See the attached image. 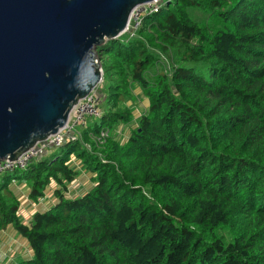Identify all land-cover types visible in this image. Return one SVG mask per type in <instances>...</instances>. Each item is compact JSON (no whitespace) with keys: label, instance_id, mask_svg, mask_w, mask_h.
<instances>
[{"label":"trees","instance_id":"1","mask_svg":"<svg viewBox=\"0 0 264 264\" xmlns=\"http://www.w3.org/2000/svg\"><path fill=\"white\" fill-rule=\"evenodd\" d=\"M137 34L98 48L112 83L83 141L0 176V232L33 251L17 264H264V0H161ZM101 130L107 162L83 144ZM73 154L96 182L77 197ZM14 181L57 200L24 222Z\"/></svg>","mask_w":264,"mask_h":264},{"label":"water","instance_id":"2","mask_svg":"<svg viewBox=\"0 0 264 264\" xmlns=\"http://www.w3.org/2000/svg\"><path fill=\"white\" fill-rule=\"evenodd\" d=\"M154 0H0V162L69 123L102 81L98 48Z\"/></svg>","mask_w":264,"mask_h":264},{"label":"rangeland","instance_id":"3","mask_svg":"<svg viewBox=\"0 0 264 264\" xmlns=\"http://www.w3.org/2000/svg\"><path fill=\"white\" fill-rule=\"evenodd\" d=\"M196 16L200 20V17H202L203 15L200 11H197ZM140 28H139V30H140ZM138 31L135 32L133 35L131 33L124 32L123 34H121V36L119 38L123 37L122 39H126V38L136 37L138 35L137 34ZM150 46L152 48L156 47L152 43H150ZM158 53L161 54L160 51ZM161 57H162L165 65H166V67L168 69H171L173 66V61L170 58L168 59L167 56H165L163 54ZM164 68H165V66H164ZM102 70H103V62H102ZM103 75H104V72H103ZM111 83H112L111 77L109 75H106L105 81L102 79V81L94 89V91H96L99 94V96H102V102H103L104 96H105L104 92L106 93L108 91V87ZM135 95L136 96H135L134 101H136L135 104L137 107L135 110V114L138 115L142 110H144L146 108V106L148 105V100L145 97L141 96L140 89H137V88L135 89ZM129 105H131V102H129ZM74 108H75V106H74ZM100 109H101V105H100ZM72 112H73V110H72ZM72 112H71V114H73ZM101 112H102V110H101ZM94 120H97V119L95 117L88 118L85 125L81 124L76 129V131H75V135H77L76 140L83 141V135H82L83 129L86 128V126H89ZM130 126H131L130 124L129 125L119 124L115 127L114 133H116L118 135L117 139L120 142L125 143L128 141L130 134H131V130H132L131 128L134 127V125L131 127ZM112 134H113V132H112ZM107 139L108 138L103 140L101 138V133H99L96 137L92 138L94 143H96V146H97L96 148L91 147L89 142H84L83 144L88 147L89 152L99 155L102 158L103 162H107V157H105V155H104L108 150V148L107 149L105 148V150H104V146H105ZM109 143H110V141H109ZM79 158L80 157H78L77 154H73L71 156V162H73V160H75L76 167L81 168L82 173H81L79 179L78 178L75 179L71 184L68 185V190L64 191L65 194L67 196H70V197H77L78 194L80 195V193H84L85 191H89L94 187V185H96L95 179L93 177L94 173L92 171H89L85 166H83V164H84L83 159H79ZM115 162H116L117 167L120 169V166H121L120 162H118V161H115ZM24 185L25 186H23L21 184L20 186H18L17 189L19 191L17 190V192H15V193L17 194V196L21 200L20 217L24 220V222H27V221L29 222V217L33 216L30 214V212L32 210L31 206H33V205L35 206V205H38L39 203H41L40 208H42V207H45V205L49 204L51 202V196H55L54 190H55V188H58V184H57V182L52 181L51 187L47 190V193H46L47 194V198H46L47 201L45 203H43L44 198H41L38 202H33L32 200H30L29 194H26L29 190V185H27L25 183H24ZM139 187H140V190H144V188H142L143 187L142 185ZM13 189H14V186H13ZM145 189H146V190H144L145 192L147 190L149 191V189L147 187H145ZM56 200H57V197L55 196L53 204L56 202ZM49 208H51V206ZM44 210H46V209H44ZM44 210H40V211H44ZM6 235H9V234H6ZM29 247H30L29 245L24 246L23 251L20 254L23 256L22 257L23 259H26L25 257H28V255H30L29 252H31V249ZM16 257H17V254H15L14 252L8 254V257L3 264H16L15 263L17 261ZM0 264H2V263L0 262Z\"/></svg>","mask_w":264,"mask_h":264},{"label":"built area","instance_id":"4","mask_svg":"<svg viewBox=\"0 0 264 264\" xmlns=\"http://www.w3.org/2000/svg\"><path fill=\"white\" fill-rule=\"evenodd\" d=\"M160 8V0H154L134 8L125 32L133 35L142 26L143 18L148 14L158 12ZM101 103L102 96H99V94L93 90L87 97L81 99L75 105L69 123L65 128L60 130V132L51 135L44 141L38 142L16 160L5 159L1 161L0 176L13 170H23L35 160L45 156L50 150L62 146L68 140H76L77 135H75V131L81 124L85 125L88 118H98L102 115L100 109ZM100 133L103 140L109 137V132L107 130H101ZM73 162L75 163V160H73Z\"/></svg>","mask_w":264,"mask_h":264},{"label":"crops","instance_id":"5","mask_svg":"<svg viewBox=\"0 0 264 264\" xmlns=\"http://www.w3.org/2000/svg\"><path fill=\"white\" fill-rule=\"evenodd\" d=\"M80 170H82V169L80 168ZM79 177H78V179H79ZM21 184L23 186H25L24 183H22L20 181H14L13 182L12 186H14L15 192H17V190H18L17 187L20 186ZM85 192H87V191H85ZM84 193H80V195H82ZM26 194H29V190ZM78 196H79V194H78ZM46 198H47V195L44 197L43 203H45L47 201ZM54 199H55V196H51V202L42 208H40L41 203H39L38 205H35V206L34 205L31 206L32 210H31L30 214L33 215L36 211L48 209L50 206H52ZM31 219H32V216L29 217V221ZM6 234H9V235H6ZM26 245H28V241L24 237H22L20 234H18L17 231L13 228V226H10L6 231H3L0 233V262L3 264L8 257V254L14 252L15 254H17V257H16L17 261L15 262L17 264L19 261H21L23 259L22 258L23 256L20 254L23 251L24 246H26ZM29 253H30V255H28V257H31L33 255V251L31 250V252H29ZM28 257H25V258H28Z\"/></svg>","mask_w":264,"mask_h":264}]
</instances>
